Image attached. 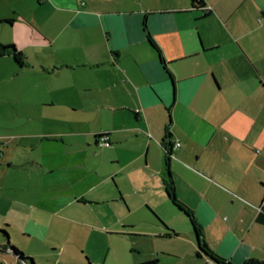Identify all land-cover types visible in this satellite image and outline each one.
Segmentation results:
<instances>
[{
  "label": "crops",
  "instance_id": "1",
  "mask_svg": "<svg viewBox=\"0 0 264 264\" xmlns=\"http://www.w3.org/2000/svg\"><path fill=\"white\" fill-rule=\"evenodd\" d=\"M37 3L46 5L40 13L0 0V24L17 18L35 24L41 38L29 45L41 47L43 59L34 64L43 75L65 82L54 95L81 115L64 125L10 136L14 157H0V227L9 233L8 242L34 264L51 263L29 251L32 238L42 254L49 248L59 258H72L73 251L65 248L76 241L65 238L58 248L46 241L52 225L71 230L45 213L74 204L75 197H66L64 190H81L82 203L96 200L87 196L91 190H117L110 198L120 200L125 198L120 190H134L159 223L145 232L169 241L154 247V254H174L180 258L176 264H264V222L256 219L264 212V27L259 23L264 3ZM26 46L16 45L23 54ZM98 132L106 134L107 145L98 143ZM48 141L58 144L54 151ZM82 147L96 165L106 159L109 166L103 173L91 167L95 180L74 189L68 168L88 163L82 154L67 156V148L75 153ZM9 166L17 172L3 170ZM108 179L112 185H102ZM165 182L180 206L166 195ZM192 220L219 261L198 247ZM4 243L0 235V261L22 264L9 247H1ZM158 259L151 254L132 264H157Z\"/></svg>",
  "mask_w": 264,
  "mask_h": 264
},
{
  "label": "rangeland",
  "instance_id": "2",
  "mask_svg": "<svg viewBox=\"0 0 264 264\" xmlns=\"http://www.w3.org/2000/svg\"><path fill=\"white\" fill-rule=\"evenodd\" d=\"M12 1H16L18 7L25 11H30L33 8L35 13H40L46 8L44 3L38 4L37 0ZM261 2L264 3V0ZM17 19L11 25L0 24V42L14 43L15 46L27 45L24 48L26 51L24 54L25 64L21 67L15 65L10 55L0 57V157L3 154V157L8 160L14 157L13 142L10 138L13 133L53 128L67 124L68 121L81 115L78 111L71 110L72 106L54 95L65 82L57 76L43 75L41 69L34 64L38 65L43 59L41 47L29 45L31 42L40 40L39 30L30 19ZM259 23L264 27V17H260ZM52 98H54L53 102ZM89 125L90 121L86 122L83 128L86 129ZM41 144H45L44 141ZM48 144L51 151H54L53 147L58 146L57 143H50V141ZM39 148L36 147L34 151ZM76 149L78 150L75 153H70L74 150L67 148V156H81L82 154L88 164L81 167H70L67 173L72 179L69 185L74 189H82L87 184L86 180H95V173L90 169L96 163L89 150L86 151L83 147ZM47 155L53 156V154ZM108 166L109 162L104 159L102 163L96 165V171L103 173L102 171H106ZM3 170L8 173L17 172V169L11 166L4 167ZM75 176L80 179H75ZM102 185L111 186L112 181L108 179ZM120 191H125V198L122 200L117 199V196L110 198L111 194L118 195L117 190H91L87 192V196L96 200L91 203H82L79 201L82 197L81 190H64L66 197H75L78 201H75L74 198V204L59 213L49 211L45 213L51 215L54 220L64 221L63 226H71V230L68 232L64 227L52 225L47 231L48 240L46 241L47 243L55 241L56 248L65 238L68 241H76L65 248L73 251L72 258H59L49 248L46 250L48 254H42L39 244L33 238L29 244V251L36 255L35 258L38 261L51 264H132L135 259L151 254L159 258L157 264L178 263L180 258L178 259L174 254L164 251L160 254L153 253L154 247L169 244L167 239L158 238L145 232L159 226L155 212L149 206L141 203V196L134 190ZM124 199L128 201L131 210L127 211ZM48 205L50 209L55 207L53 200ZM82 218V221L85 219L87 223H79L78 219ZM7 235L9 238L8 232ZM23 241H26V238H23Z\"/></svg>",
  "mask_w": 264,
  "mask_h": 264
},
{
  "label": "trees",
  "instance_id": "3",
  "mask_svg": "<svg viewBox=\"0 0 264 264\" xmlns=\"http://www.w3.org/2000/svg\"><path fill=\"white\" fill-rule=\"evenodd\" d=\"M191 4L193 6H200L201 4V0H190ZM1 20L4 21H8L7 18H3ZM3 55H10L13 59V62L15 63V65H17L18 67H21L25 64L24 61V54L22 53V51L20 49H18L14 43H2L0 42V56ZM100 133H96L95 136H98ZM165 159L168 158V154L167 151H169L168 146L165 147ZM164 189L166 192V195L169 197V199L176 205L180 206V204L176 201V199L174 198V195L172 193V188H171V184L170 182H165L164 183ZM183 210L187 213V211L183 208ZM189 213V212H188ZM190 214V213H189ZM190 217L192 218V215L190 214ZM256 219L258 221L264 222V212L260 211L258 212ZM193 223V230H194V234L198 243V247L204 251L209 257H211L212 259H214L215 261H219V257L216 256L206 245L205 243L202 241L201 239V232H200V227L197 225V223L192 220ZM0 235H2L5 238V243L1 245V247H9L12 252L16 255V257L21 261V262H25L26 264H34L31 261V258L29 256H26L22 253V251H20L18 248H16L15 246L11 245L8 240H7V232L6 229L4 227H0ZM29 260V261H28ZM154 261V259L148 260L146 262H151ZM0 264H5L3 261H0ZM249 264H257L254 262H250Z\"/></svg>",
  "mask_w": 264,
  "mask_h": 264
},
{
  "label": "built area",
  "instance_id": "4",
  "mask_svg": "<svg viewBox=\"0 0 264 264\" xmlns=\"http://www.w3.org/2000/svg\"><path fill=\"white\" fill-rule=\"evenodd\" d=\"M204 7L205 8H208L209 6H204ZM97 138H98V143L99 144H102V145H107L108 144L107 137H106V134L105 133H100ZM177 145H178V141H175L173 143V146H177ZM167 154H168V156H171L170 150L167 151ZM21 263L22 264H26L25 262H21Z\"/></svg>",
  "mask_w": 264,
  "mask_h": 264
},
{
  "label": "water",
  "instance_id": "5",
  "mask_svg": "<svg viewBox=\"0 0 264 264\" xmlns=\"http://www.w3.org/2000/svg\"><path fill=\"white\" fill-rule=\"evenodd\" d=\"M10 250V252H12V250L11 249H9Z\"/></svg>",
  "mask_w": 264,
  "mask_h": 264
}]
</instances>
